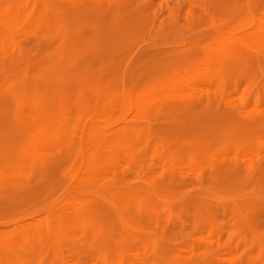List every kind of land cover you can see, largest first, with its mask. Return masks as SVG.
Segmentation results:
<instances>
[{"label": "rangeland", "instance_id": "obj_1", "mask_svg": "<svg viewBox=\"0 0 264 264\" xmlns=\"http://www.w3.org/2000/svg\"><path fill=\"white\" fill-rule=\"evenodd\" d=\"M19 1L28 18L43 7L48 23L20 36L0 25V231L51 209L62 171L80 169L85 154L97 162L103 139L89 130L93 110L166 81L208 43L264 18V0ZM239 50L196 98L165 102L154 122H127L128 164L184 158L200 166L193 182L157 181L148 231L138 225L118 236L104 204L86 205L82 253L33 240L20 264H100L120 247L129 264H264V158L243 171L225 162L264 140V47ZM36 137L35 153L22 151ZM123 172L109 195L125 192L141 208L148 196L137 172Z\"/></svg>", "mask_w": 264, "mask_h": 264}, {"label": "bare ground", "instance_id": "obj_2", "mask_svg": "<svg viewBox=\"0 0 264 264\" xmlns=\"http://www.w3.org/2000/svg\"><path fill=\"white\" fill-rule=\"evenodd\" d=\"M42 9L43 7L37 9L30 16L31 18H28L26 15V11L28 10L25 4L19 0L12 1L6 6H0V25L8 30L11 35L14 32L18 36L29 33L36 25L48 23V16ZM255 46L264 47V18L258 20L248 32H237L219 42L208 43L200 51L198 60L178 71L166 81L152 86L145 91L131 94L93 110L89 119L87 118L89 130L97 134L99 139H103V143L96 151L97 162L94 164L93 159L85 154L80 169L77 171L72 169L62 171L60 181L61 191L57 196L56 204L51 209L40 217H33L27 222L16 224L10 231H0V264H20L23 262L24 258L20 253L28 250L29 243L33 240L42 239L48 246L53 245L61 252H71L75 255L82 253V239L86 231L83 229V226L79 225L85 219L80 210L86 205H99L100 202L104 204L111 211L109 225L115 229V233L118 236H125L128 231L133 230L138 225H141L142 229L147 230L149 227L147 223L151 215L154 214L152 207L155 200L153 199L152 191H154L153 187L157 184V181H161L162 184L165 183L166 186L174 181L193 182L196 180L195 178L200 170V166L184 158L176 159L167 167L153 164L148 165L143 159L134 162L133 165L128 164L125 158L131 154V151H126L128 145L123 139L128 131L127 122L136 120L137 118L143 119L147 123L154 122L156 121L155 113L160 107H163L165 102H185L196 98L197 95L205 92L210 77L228 58H238L239 49L242 47ZM39 145V137H36L22 151H34L35 153ZM262 158H264V140H258L255 141L254 147L249 152L241 156L234 155L229 158L227 157L225 162L232 165V168L238 167L237 170L241 171L242 168H256V161ZM129 165L137 172L136 177L140 182L139 188L146 192V196H148L144 198L142 194L143 202L141 208L136 207L137 205L132 202L131 197L125 195V192L117 193L116 197L109 195V192H115L117 187L124 183L125 175L123 171L126 168H130ZM196 183L198 182L196 181ZM160 187L162 186L160 185ZM242 224L245 223L243 222ZM138 235L140 236V234ZM138 240L139 238L137 239V243ZM102 255L100 264H129L128 256L131 253H128L126 248L120 247ZM90 256H92L91 253ZM64 263L66 264V262Z\"/></svg>", "mask_w": 264, "mask_h": 264}]
</instances>
